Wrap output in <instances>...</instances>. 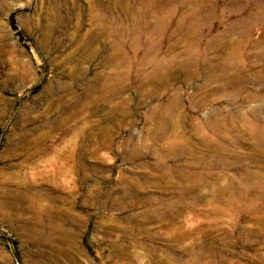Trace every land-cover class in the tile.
<instances>
[{"label":"rangeland","instance_id":"374dc122","mask_svg":"<svg viewBox=\"0 0 264 264\" xmlns=\"http://www.w3.org/2000/svg\"><path fill=\"white\" fill-rule=\"evenodd\" d=\"M0 264H264V0H0Z\"/></svg>","mask_w":264,"mask_h":264}]
</instances>
